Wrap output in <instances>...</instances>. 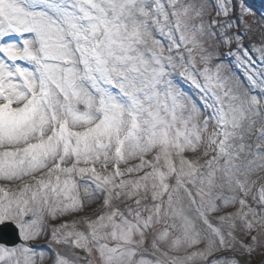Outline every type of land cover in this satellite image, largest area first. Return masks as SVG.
I'll use <instances>...</instances> for the list:
<instances>
[{"label": "snow or ice", "instance_id": "snow-or-ice-1", "mask_svg": "<svg viewBox=\"0 0 264 264\" xmlns=\"http://www.w3.org/2000/svg\"><path fill=\"white\" fill-rule=\"evenodd\" d=\"M0 264H264V11L0 0Z\"/></svg>", "mask_w": 264, "mask_h": 264}]
</instances>
